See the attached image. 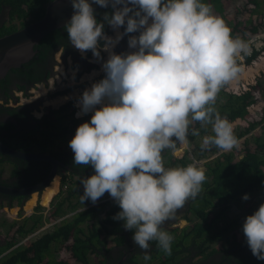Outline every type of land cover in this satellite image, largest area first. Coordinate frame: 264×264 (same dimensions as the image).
<instances>
[{
	"label": "clouds",
	"instance_id": "obj_1",
	"mask_svg": "<svg viewBox=\"0 0 264 264\" xmlns=\"http://www.w3.org/2000/svg\"><path fill=\"white\" fill-rule=\"evenodd\" d=\"M71 3L69 41L86 61L87 51L103 61L105 73L78 98L77 115L94 114L69 141L74 164L94 169L80 180L81 202L95 204L107 192L121 209L113 219L135 230L129 244L144 250V260L151 259L153 240L171 255L174 238L161 225L197 198L206 175L195 163L166 168L162 153L174 149V141L187 143L193 121L212 125L214 135L204 136L202 150L214 145L231 151L238 144L214 104L221 87L241 71L236 57L246 45L202 0H93L104 8L111 4L113 12L103 21L117 31L114 38L105 34L89 0ZM128 34L123 53L116 54ZM127 46L133 51L124 53ZM243 233L253 256L264 260V204L245 218Z\"/></svg>",
	"mask_w": 264,
	"mask_h": 264
},
{
	"label": "trees",
	"instance_id": "obj_2",
	"mask_svg": "<svg viewBox=\"0 0 264 264\" xmlns=\"http://www.w3.org/2000/svg\"><path fill=\"white\" fill-rule=\"evenodd\" d=\"M47 1L0 0V10L7 9L9 15L0 25V35L41 16L44 3ZM213 1V5L209 3L213 13L224 19L232 30L233 38L245 39L248 37L246 32L256 31L257 25H253V17L256 19L264 11V0H246L243 7H249L245 10L246 15L240 18L227 15L226 9H230L228 0ZM235 11L241 12V9L236 7ZM112 12V8L94 11L97 21L105 24L106 35L113 34V29L103 21V17L106 13L110 16ZM65 25L41 37L34 44L33 56L20 66L10 68L9 71L32 76L35 62L42 64L44 57L45 59L46 56L52 57L62 48L68 50L70 41ZM136 34L139 35L138 32ZM129 36L130 34L125 36V41ZM99 71H102V67ZM49 73L48 68L45 72L40 71L39 75L33 76L32 79L41 82ZM2 81L3 79H0V82ZM64 95L60 94L63 98L54 99L56 102L53 105L62 103L66 97ZM8 97L9 95H6V98ZM1 98L3 96L0 93ZM254 100L262 101L263 104L258 115H254V111L248 109V105L254 103ZM214 107L222 118H227L235 126L243 127L240 129L241 133L234 132L236 138L252 128H255V131L241 139L240 144L243 145L241 148L223 151L204 162L206 180L202 185V191L196 199L188 200L181 214V217H187L190 222L178 226L171 225L167 220L161 225V229L174 238L171 242V255L165 254L158 246V242L153 240L149 242L150 260H144V250L137 246L128 249L120 264H179L184 258L189 259L191 264H198V260L211 258L217 253H221L218 257L220 259L214 264H264V260H258L253 256L249 247L244 250L238 247L246 240L243 233L245 218L264 204V194L258 193L260 191L264 193V85L261 79L258 78L249 90L240 94L228 91L225 83L216 97ZM74 112L75 106L71 102L63 103L56 108L46 107L43 115L37 119L35 127L29 132L33 136L32 141H27L25 144H33L42 150L51 151L57 150L61 145L69 144L77 127L91 119L90 113L78 116L74 115ZM194 131H198L199 135H193ZM206 135H214L212 125L202 126L197 121L190 124L188 141L200 137L199 142L193 144L191 150L197 158L218 149L212 145L202 150L201 145ZM174 143V149H165L162 153L166 168L183 167L188 161L186 151L175 152L180 146L179 141ZM240 153L242 155L239 157ZM93 174L92 166L82 174L78 171L71 172L69 177L72 183L64 196L57 195L54 198L50 216L67 211L71 213L32 240L19 242L15 246L13 243L16 240L13 238L0 242V254L2 253L0 264H103L109 256L111 257L109 251L112 248L119 247L120 251L121 248L126 249L135 230H126L123 220L113 219L121 211L114 199L106 192V195L95 204L91 200H87L84 204L81 202L80 196L84 193V186L80 180ZM71 176H74V179ZM65 179L66 176L62 182ZM54 183L52 186L57 190V177ZM59 192L61 193V190ZM54 193L46 194V204ZM245 194L249 199H242ZM18 209L19 207L15 209L16 215ZM41 222V214H31L19 224L10 223L9 227L14 226L13 235L14 232L24 234ZM216 243L221 246L218 247Z\"/></svg>",
	"mask_w": 264,
	"mask_h": 264
},
{
	"label": "flooded vegetation",
	"instance_id": "obj_3",
	"mask_svg": "<svg viewBox=\"0 0 264 264\" xmlns=\"http://www.w3.org/2000/svg\"><path fill=\"white\" fill-rule=\"evenodd\" d=\"M202 2L206 4L210 3L213 5L212 2L214 1L202 0ZM8 16L9 15L7 9L3 8L0 10V25L8 18ZM118 31L123 32L124 31L123 27L122 29L121 28L118 29ZM116 34L117 31L113 30V34L108 36L114 38ZM125 36L114 48L115 53L118 52L120 46L124 43ZM129 51H133V49H129V47H127L124 53ZM106 53L108 59L109 53L108 52ZM59 55L60 58H64V59L66 58V56H69L70 59L72 60V63L78 66H81V63L85 61L82 59L80 52L77 49H75L71 45V43L69 44V49L65 50L64 48H62ZM51 59L52 57L46 56V59L45 57L43 59L44 63L41 64L35 62L34 63L35 68L32 69V76L18 73L17 71H8L4 77L0 78L3 79V81L0 82V93L3 96V98L0 99V141L12 148H15L16 150H21L25 152H46L47 154L53 156L57 160L55 163L56 173L60 175V180H62L66 176L69 180L68 182V186H69L72 183V180L69 177V174L71 172L78 171L79 174H82L84 173V171L89 170L91 168V165L74 164V153L69 147V144L61 145L55 151H51L48 149L42 150L40 148L35 147L33 144L26 145L25 143L27 141H32L33 136H31L29 132L31 129L35 127V124L39 116H36L34 114V110H35L34 104L21 103V101L17 100L21 96H17L15 94V91L17 92L21 91V94L23 93L27 95L28 94L27 90L33 87L34 85H37L38 82H40V81H34L32 77L39 75L40 71L45 72L46 69L49 68L50 70L49 75L41 81L42 83L47 84L48 78L52 72ZM94 72H99V68L91 67L90 74H93ZM6 95H9V97L6 98ZM57 97L63 98V96L57 95L56 97L50 98L49 101L53 104L56 102V100L54 101V99H57ZM9 98L11 99V101H8ZM43 113L44 111L42 112V115ZM74 115H76L75 112ZM0 158L2 159L0 161V185H5L7 187H15L20 189L29 188L33 185L42 182L48 176V174L53 168V163L48 159L28 158V157L24 158V157L5 154L2 152H0ZM71 177L74 179V176ZM52 184H55L54 181L52 182ZM52 184L43 192V194L41 193L42 195V197L40 198L41 203L46 204L45 201L46 194L50 195L51 193L56 192V189L52 186ZM66 190L62 191L61 193L66 194ZM36 195L37 193L34 192L31 194V197L27 198L28 204H30V202L33 199L36 203V197H37ZM25 197H26L25 194L0 191V212L2 209L4 211H8V209L4 206L5 203L9 206V209L11 207H14V204H16L17 206L20 205L18 207L21 210L22 204L25 202L24 200ZM186 206L187 203L183 208L179 209L175 213L174 218H171V219H176L174 221V223H176L175 225H178L177 218L178 219L185 218L188 222H190V220H188L187 217L184 216L181 217V214L183 213ZM19 212L20 211H18V213ZM48 213H49L48 222H50L48 226H52L56 222L67 217L71 213V211H67L63 214H58L54 216H50V210ZM30 215L31 214L26 215L25 218L29 217ZM45 220L46 219H44L43 221L45 222ZM6 240H7L6 238L0 237V242H4V241L6 242ZM133 247H137V245L134 243L129 245L126 249L121 248L122 253L119 247L112 248L109 251L111 253V257L110 259L106 260L105 264H120L121 261L125 258L128 249H131ZM238 247L241 248L242 250L246 249L248 247L246 240L240 243ZM0 255H2V253ZM219 255H221V253H217L213 255L211 258L200 259L197 262L198 264H214L215 261L220 259L218 258ZM179 264H191V263L189 259L184 258L180 261Z\"/></svg>",
	"mask_w": 264,
	"mask_h": 264
},
{
	"label": "rangeland",
	"instance_id": "obj_4",
	"mask_svg": "<svg viewBox=\"0 0 264 264\" xmlns=\"http://www.w3.org/2000/svg\"><path fill=\"white\" fill-rule=\"evenodd\" d=\"M228 3H229L228 8L230 9H226V12L229 17L240 18L241 16L246 15L245 10L249 7V6L243 7L246 4V0H228ZM236 7H239L241 9V12H236L235 11ZM254 24L255 23H253V25ZM256 25H257L256 32L248 31L245 33L248 35V37L245 39H240L244 43H246L248 46L249 45L262 46L264 44V28L259 24H256ZM120 53H123V51L122 49L119 48L116 54H120ZM55 55L57 58L55 57ZM101 57H103L105 61L107 60L106 54L105 56L101 55ZM54 58H55V65L52 66V72L49 78L52 76L51 79L56 80V81L51 82V83L48 82L47 84L38 82L37 85H34L33 87L27 90L28 92L27 95L22 93L21 97L17 99L18 101H21V103H24V104H30V103L34 104L35 105L34 114L39 117H41L43 111L45 112L46 107H50V106L59 107L61 104L67 103V102H71V104L74 106V103L77 100L75 97L81 95L85 89L90 88V85H88L87 81H90V80L96 81L97 79L100 80L104 78L105 76V73L103 71L94 72L93 74H90L91 67L101 68L100 65H102V62L97 61L95 58H93L91 61H86L85 59L82 58L85 61L81 63V66H78L72 63V60L70 59L69 56H66L65 59L60 58V55H58V52L54 54ZM257 63L259 64L261 68L264 69V57L258 58ZM244 71H249V67L245 68ZM261 72L262 71H259L258 74H260ZM55 73H57L58 76H55ZM263 74H260L256 78V80L260 78L261 82L264 85V75ZM51 90H52V93H50ZM63 93L65 94L64 96H66V98H64L62 103H58L57 105H53L49 100L46 99L50 94L56 96V95H60ZM105 103H107V101H105ZM258 105L262 106L263 105L262 101H259ZM259 112L260 111L258 110L254 111V115H258ZM254 131H255V128H252L246 133L244 132L243 134H241L239 138L240 137L244 138L246 135L250 136V134H252ZM199 139L200 137L197 136L193 138L191 141H187V143H182L179 141L180 146L179 148L175 150V152L181 153L182 151H184V148H186L184 144H186V146H188L192 150V145L198 143ZM240 141H238V144L233 148V150L241 148L243 146L242 144L239 143ZM237 152H239V150ZM240 155L242 154L240 153L239 157ZM56 175L58 179V187H57L56 192L53 194L52 198L48 201L46 205L41 203L40 201V198L42 197L41 192L43 191L44 188L41 191L35 190L29 193L27 198L31 197V194L33 192L37 193L36 203L34 205H29L28 199L25 200V202L22 204V209L21 210L18 209V211L20 212L19 213L17 212V215H16L17 210L15 209L16 207L20 205L17 206L16 204H14V207H12V209L9 210V206L5 203L4 206L8 209V211H4L2 209L0 212V237L6 238V239H10V238L15 239L16 241L13 243L14 244L13 246H15L19 242H25L27 240H32L38 237L41 233H43L45 230L50 228V226H48L50 224V222H48L49 221L48 212L51 209V204L57 195L59 196L65 195L59 192L60 190L59 187H60V183L62 182V180H60V175L58 174ZM105 195L106 194H104L103 196ZM37 213H40L42 216V222L40 224L35 226V228H33L32 230L28 231V233L26 232L24 234H17L14 232V235L12 234L14 230V226L9 227L10 223L19 224L25 219L26 215L37 214ZM44 219H46L45 222L43 221ZM175 220L176 219H169L168 223H171V225H175L176 224L174 223ZM186 223H188V221L185 218H180V219L177 218L178 226H183ZM219 243H216L215 245ZM217 246L220 247L221 245H217ZM218 247H215V248H218Z\"/></svg>",
	"mask_w": 264,
	"mask_h": 264
},
{
	"label": "water",
	"instance_id": "obj_5",
	"mask_svg": "<svg viewBox=\"0 0 264 264\" xmlns=\"http://www.w3.org/2000/svg\"><path fill=\"white\" fill-rule=\"evenodd\" d=\"M89 3L92 4L94 11L104 8L93 3V0H89ZM107 8H112L111 4ZM73 11L71 0H48L41 16L11 32L0 35V78L4 77L10 68L18 67L21 63L29 60L35 52L34 44L49 31L67 24L73 15ZM127 41H124L120 49L125 48ZM57 52L59 55L61 50H57L55 53ZM51 65H55L54 56H52ZM0 152L24 158L48 159L53 163L52 170L42 182L25 189L0 185V191L25 194L24 200H26L29 193L35 190L41 191L57 174L55 171L57 160L46 152L16 150L1 141Z\"/></svg>",
	"mask_w": 264,
	"mask_h": 264
},
{
	"label": "built area",
	"instance_id": "obj_6",
	"mask_svg": "<svg viewBox=\"0 0 264 264\" xmlns=\"http://www.w3.org/2000/svg\"><path fill=\"white\" fill-rule=\"evenodd\" d=\"M254 15H258V14H254ZM253 23L259 24V25H261L264 28V11L262 12V14H259L256 17V19L253 17ZM244 44L246 45V49L244 51H242L239 56L236 57V63L240 67L241 71L237 74V76L235 78H233L230 81L226 82V84H227L226 85V89L228 91H231V92L236 93V94H240V93H243V92L249 90L251 85L256 82V78L260 74L264 73V69L261 68L259 66V64L257 63L258 62V58H263L264 57V47H263L264 44L262 46H251V45L248 46L246 43H244ZM83 55L86 56V58L89 59L90 61L93 59L91 51L89 53L87 51ZM247 67H249V71H244L245 68H247ZM259 71H262V72L260 74H258ZM55 76H58V74L55 73ZM51 78H52V76L48 79L49 83L56 81V80H52ZM97 81H99V79H97L96 81L90 80V81H88V83L90 84V87H91V85L94 82H97ZM15 94L17 96H21V91H18V92L15 91ZM81 95L75 97L77 99L76 102L74 103L75 114L76 115H77V113L80 112V107L78 105V98ZM8 101H11V99L9 98ZM258 102L259 101H257V100L255 101L254 100V103H251L250 105H248V109L251 110V111H256V110L259 111V110H261V106L258 105ZM96 107L100 108V107H102V105H97ZM89 113H90L91 116L94 114V112H89ZM231 125H232L233 130H234L235 133H237V134L241 133L240 129H243L242 126H241L242 127L241 128L240 126H235L234 124H231ZM242 138L243 137H240V138L237 137V140L240 141ZM184 145L186 147V148H184V151L187 152L186 157H187L188 161H187L186 165L183 166V167H186L189 164L195 163V164H197V166L204 168V162L208 158L213 157V156L218 155L221 152H223V150L218 148L214 152H211V153L208 152L206 155H204V156H202L200 158H197V157H195L193 155V153L191 152V149L188 146H186V144H184ZM68 182H69L68 178L65 179L64 182H61L59 189L62 190V191L66 190L67 187H68ZM258 193L261 194V195L264 194L263 191H260Z\"/></svg>",
	"mask_w": 264,
	"mask_h": 264
},
{
	"label": "bare ground",
	"instance_id": "obj_7",
	"mask_svg": "<svg viewBox=\"0 0 264 264\" xmlns=\"http://www.w3.org/2000/svg\"><path fill=\"white\" fill-rule=\"evenodd\" d=\"M128 47V46H127ZM127 49V48H126ZM125 49V50H126ZM57 175H55L53 178H52V180L49 182V184L48 185H46L45 187H44V189H43V191L41 192L42 194H43V192L52 184V182L54 181V179H55V177H56ZM34 193V192H33ZM35 204V201H34V199L30 202V204L29 205H34Z\"/></svg>",
	"mask_w": 264,
	"mask_h": 264
},
{
	"label": "crops",
	"instance_id": "obj_8",
	"mask_svg": "<svg viewBox=\"0 0 264 264\" xmlns=\"http://www.w3.org/2000/svg\"><path fill=\"white\" fill-rule=\"evenodd\" d=\"M50 93H52V90L50 91ZM56 96H57V95H56ZM56 96L50 94L46 99H47V100H50V98H52V97H56Z\"/></svg>",
	"mask_w": 264,
	"mask_h": 264
}]
</instances>
